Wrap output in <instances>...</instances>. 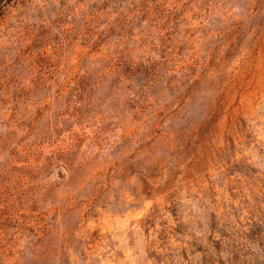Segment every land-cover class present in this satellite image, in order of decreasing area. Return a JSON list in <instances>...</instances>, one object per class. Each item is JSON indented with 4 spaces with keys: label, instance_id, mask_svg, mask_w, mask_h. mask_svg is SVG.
<instances>
[{
    "label": "rangeland",
    "instance_id": "1",
    "mask_svg": "<svg viewBox=\"0 0 264 264\" xmlns=\"http://www.w3.org/2000/svg\"><path fill=\"white\" fill-rule=\"evenodd\" d=\"M0 264H264V0H0Z\"/></svg>",
    "mask_w": 264,
    "mask_h": 264
}]
</instances>
